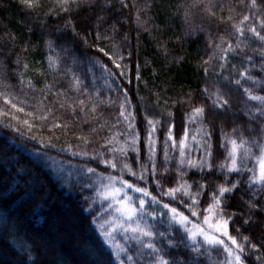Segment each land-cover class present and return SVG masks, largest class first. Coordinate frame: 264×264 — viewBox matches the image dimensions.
I'll list each match as a JSON object with an SVG mask.
<instances>
[{
    "label": "trees",
    "instance_id": "16d2710c",
    "mask_svg": "<svg viewBox=\"0 0 264 264\" xmlns=\"http://www.w3.org/2000/svg\"><path fill=\"white\" fill-rule=\"evenodd\" d=\"M79 2L83 4V0ZM94 3L104 6L105 0ZM124 3L127 7L119 0H107L103 11L73 5L67 13L58 11L57 0H39L36 9L21 6L19 0H0V264H119L117 254L124 259L133 255V264H148V250L129 239L132 233L120 227L116 207L101 194L108 177L114 176L113 181L120 186L122 181L132 184L133 189L127 192L135 201L145 197L134 188L145 187L152 196L170 201L192 222H199L202 215H209L203 210L208 207L206 199L211 203L213 186L224 179L217 170L226 163L225 153L218 150L221 131L231 136L235 128L245 139L264 142V125L259 124L256 111L262 105L243 91L248 88L252 94L264 96V72L259 71L264 42L248 31L255 27L264 35L261 0H256V7H252V0ZM97 14L102 21H97ZM245 15L247 21L243 20ZM65 17L72 19L78 35L64 27ZM233 25L245 29L247 39L241 37L239 48ZM49 40L54 42L52 48L47 46ZM228 44L236 53L229 50L228 64L232 67L226 64L224 78L218 79L221 50ZM101 47L109 51L108 57L99 52ZM89 56L99 57L112 69L114 82L107 72L93 66ZM113 60L124 68L123 76L115 75L121 69ZM245 68L252 80L237 75ZM74 78L86 86L83 92L76 90ZM229 79H240L241 86L228 83ZM205 88L208 97L201 95ZM217 89L224 94L222 98L229 99L231 111L226 115L209 109V97ZM122 93L127 95L126 104ZM120 105H124L130 123L118 118ZM200 106H204L202 122L192 111ZM21 108L23 111L18 110ZM173 118L175 147L170 141L165 171L161 167L162 126ZM145 119L153 120L156 127L153 158L157 177L163 173L176 178L160 187L151 178H139L142 168L150 167L144 146ZM134 130L139 133L136 151L130 147ZM197 130L202 139L205 131L212 132L215 175L201 177L195 168L180 171L187 168L186 163L180 164L181 141L184 161L202 158L197 146L192 152L185 146L184 133L189 138ZM137 154L138 160L134 159ZM104 159L117 162V169L98 163ZM59 161L67 167L62 169ZM124 162L128 168H123ZM89 167L95 173H89ZM185 181L208 185L196 217L190 215L187 197L185 201L172 200L161 192L177 184L182 188ZM250 203V194L243 188L227 201V211L236 217L230 234L236 236L235 227L247 221L237 240L247 235L259 245L264 243V214L250 211ZM146 219L159 231L168 230L166 220ZM182 235L172 237L174 247L157 240L176 264H226L221 247L206 246L195 252L179 243ZM259 255L261 259L256 260V253L250 252L248 264H264V248Z\"/></svg>",
    "mask_w": 264,
    "mask_h": 264
},
{
    "label": "snow or ice",
    "instance_id": "6c2138e0",
    "mask_svg": "<svg viewBox=\"0 0 264 264\" xmlns=\"http://www.w3.org/2000/svg\"><path fill=\"white\" fill-rule=\"evenodd\" d=\"M123 7H127V4L124 3V0H119ZM21 6L27 9H36L39 4V0H19ZM59 4V12H67L71 13L73 5L77 8L81 6H87L93 9H99L100 11L104 10V6L107 5V0H105V5L102 6L98 3H94V0H83V4L79 2V0H57ZM261 4L264 5V0H261ZM256 0H252V7H256ZM209 12V15H214L210 9H206ZM97 21H102L103 18L97 14ZM249 19L248 16H244L243 20L247 21ZM137 20H139V16H137ZM64 27L69 29L73 36L78 35L75 31V25L70 17L64 18ZM219 23V21H214ZM235 29L233 35H235L237 39V48L240 47L241 37H245V29L242 27H237L235 25L232 26ZM264 28V26H262ZM248 31L254 34L256 38H258L261 42H264V35H261V32L257 31L255 27H249ZM61 37H57L60 39ZM97 38H99V33H97ZM53 40H49L47 42V46L49 48L53 47ZM261 63L259 65V71L264 72V44L261 45ZM229 50L232 51L233 54L236 53V49H232L231 44H228L227 47L221 50L220 60L222 63L218 64L220 69V76L218 79H223V72L225 71V65L227 64L229 68L232 66L228 64V53ZM99 52L103 53L104 56H109V51H105L103 47L99 48ZM131 55V53H129ZM111 59V57H109ZM120 59H123V56H119ZM49 59V68L52 67L51 57ZM89 61L93 64V66H99L102 72H107L109 78H113V71L111 68L107 67L105 63L99 57L89 56ZM18 62V60H17ZM248 62L251 63V58H248ZM115 67L117 69H121L119 73L115 75L123 76L124 68L121 64L116 63L113 60ZM243 67V63L241 65ZM27 67V65H25ZM205 75H207V69L203 70ZM215 69L213 73L215 74ZM237 75L239 77H244L247 80H252L253 77L250 74L249 69L245 68L244 71L238 72ZM137 79H139V75H137ZM76 90L83 92L84 87L80 85L79 78H74ZM114 82V78H113ZM228 83H234L237 86H241L240 79H229ZM244 93H246L249 98L253 101H259L262 107L256 109L259 113L258 122L260 125H264V96L262 95H254L252 94L248 88H243ZM125 97V104L127 103V95L126 93H122ZM202 96L208 97L207 88L203 89L201 92ZM224 94L216 90V92L209 97L211 99V103L209 105L210 111L219 110L222 114H227L231 111V106L229 99L222 98ZM7 103V101H6ZM81 105H83V101H79ZM13 108H16V104L13 103L11 105ZM120 111L118 113L119 117H124L125 119H129V117H125V108L124 105H120ZM19 111H23V109H18ZM194 114H198V119L203 121L204 114V106L195 107L193 110ZM6 115V113H5ZM184 115V113H182ZM251 116V113H249ZM189 118L191 119V114H189ZM27 123V121H25ZM145 152L148 163L150 164L149 168H142L140 179L147 180L151 178L156 183L157 187L161 186V183H172L175 180V177H165L163 173L157 177L156 172V162L153 158V152L155 151L153 139L154 134L156 132V127L154 125L153 120L145 119ZM58 126V125H57ZM175 128L174 118L170 119L166 124L162 126V135H163V143L161 145V152L163 154L164 160L162 161L161 167L167 171L169 167L168 161V145L169 142H172V146L175 147V138L172 136V131ZM18 130V129H17ZM264 131V129H262ZM132 141L130 147L133 151L137 149V140L139 133L137 131H133L131 133ZM212 132L205 131L203 136V143L201 144L202 158L199 163H194L191 159L184 161V143L181 141L180 144V164H187V168H181L180 171L182 173H186L188 168H195L196 174L201 177L205 175H215L213 172L214 164H213V149L211 144ZM184 139H187V132L184 133ZM218 140L221 141V144L218 145V150H222L225 153L226 163H223L218 166V171L223 173L224 179L223 183L219 185L213 186V191L210 196L211 203H208V200H205V203L208 204V207L203 211L210 214L213 218L212 222H209V215H202L204 225H207V228L201 226L199 223L193 224V222L189 219L188 215H185L183 212H179L176 207L171 206V202H163L162 199H158L157 196H152L145 187H135L134 190L137 193H141L143 197L138 201L133 200L130 196L127 195L123 191L126 186L128 189H133V185L129 184L127 181H122L121 187H111V191H103L101 194L106 199L115 200V203L118 205L117 211L120 212L124 222L120 225V227L127 233L131 232L132 236L129 239H135L138 241L141 246L147 249L146 255L148 256V264H176L174 260H170L167 258V253L165 252L162 246L158 245V238L163 239L169 247L175 246V241L172 239L178 233H182V238L179 243L185 245V247H190L195 252H200L201 249H211L214 247H222L224 252L226 253L227 260L226 264H248L247 256L250 252L256 253L255 259L260 260L261 257L259 255L260 249L264 248V243H252L249 240L247 235L241 236L240 241L238 242L237 236H240V229L245 227L247 221L237 225L235 227L236 236L230 234V225H235V214L229 213L227 211V201L235 194V192L241 188H243L246 192L250 194V211L255 210L261 214H264V142H260L259 140H249L245 139L242 132H237L235 128H233V134L230 136L227 133L221 131V134L218 136ZM239 140V145H238ZM245 145H249V147H244ZM54 147V145H49ZM252 148H256L260 153V163H259V173L257 174L255 169L249 168L246 161L250 158V154H254L251 152ZM242 149V151H241ZM77 153H73L76 155ZM138 154L134 159L138 160ZM95 159V157H93ZM124 160H127V157H124ZM102 162L106 166L116 170L117 162L113 160V162L109 163L108 159H104ZM128 164L126 162L123 163V168H128ZM130 170V169H129ZM89 173H95V169L89 167L87 168ZM146 173H150V177L146 176ZM247 173V175H245ZM219 178V177H217ZM110 185L113 180L116 178L114 176L108 177ZM195 184V191H192V185ZM208 188L206 182L201 181H192L188 183L184 182V186L181 188L179 184L174 187H170L166 190L161 189L163 196H169L172 200L185 201V197H187V201H185L186 206L190 210V215L192 217L197 216V209L201 207L199 201L201 196L206 194L205 190ZM43 194V193H41ZM150 197V199H146ZM155 205V207H153ZM146 217L151 218V220H166L168 224V230L166 232H161L156 229L154 224L148 223ZM224 237L230 241V244H225ZM38 250V245L34 246ZM124 252V249L120 250ZM117 260L119 264H133V255H127L126 259L121 258L119 254H117ZM26 264V262H25ZM138 264V262H136Z\"/></svg>",
    "mask_w": 264,
    "mask_h": 264
},
{
    "label": "rangeland",
    "instance_id": "374dc122",
    "mask_svg": "<svg viewBox=\"0 0 264 264\" xmlns=\"http://www.w3.org/2000/svg\"><path fill=\"white\" fill-rule=\"evenodd\" d=\"M194 122V121H193ZM193 134V133H191ZM200 135H202L200 132H198V130L189 138H187V140L185 141V146L186 148L192 152V150L194 149V146H197L199 150H201V144L203 143V139L200 137ZM244 147H249V146H244ZM242 151V149H241ZM252 153L254 154H250V158L246 161L247 165L249 168H252V169H255L257 174L259 173V163H260V160H261V157H260V153H259V150L258 149H254L252 148L251 150ZM195 159H197L198 157L195 156L194 157ZM200 160H195L194 162H199ZM57 163V161L55 162ZM59 165L62 167V169H65L64 166L67 167L66 164H63L62 162L59 161ZM121 187L120 185H118L115 181H112L111 182V185H110V182H107L105 185H104V191L107 190V191H111V187ZM128 188H124L123 191L125 193H127L128 196H130L132 198L133 195H130L128 192H127ZM104 199L106 201H109L111 202V204L113 206L116 207V211H117V207L118 205L115 203V200H112V199H106L104 197ZM116 215H118L119 217V221H120V224H122L124 222L120 212L117 211ZM213 220L212 216L209 214V222L211 223ZM196 223H199L201 226L207 228V225H204L203 223V220H200L199 222H193V224H196ZM224 241H225V244H230L231 242L227 240L226 237L223 238ZM221 249L223 250V248L221 247ZM224 251V250H223Z\"/></svg>",
    "mask_w": 264,
    "mask_h": 264
}]
</instances>
